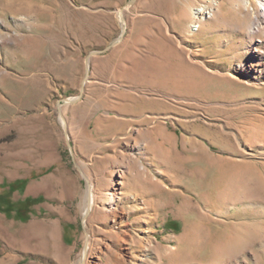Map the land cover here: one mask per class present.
Segmentation results:
<instances>
[{
  "label": "rangeland",
  "instance_id": "rangeland-1",
  "mask_svg": "<svg viewBox=\"0 0 264 264\" xmlns=\"http://www.w3.org/2000/svg\"><path fill=\"white\" fill-rule=\"evenodd\" d=\"M128 1L0 0V264H264L259 1Z\"/></svg>",
  "mask_w": 264,
  "mask_h": 264
},
{
  "label": "trees",
  "instance_id": "trees-1",
  "mask_svg": "<svg viewBox=\"0 0 264 264\" xmlns=\"http://www.w3.org/2000/svg\"><path fill=\"white\" fill-rule=\"evenodd\" d=\"M24 184L25 180H16L9 183L8 189L9 191H22ZM40 199L41 197L33 198L27 196L19 202H13L6 194L0 193V211L9 216L14 215V217L18 220L26 221L30 217L31 206Z\"/></svg>",
  "mask_w": 264,
  "mask_h": 264
},
{
  "label": "bare ground",
  "instance_id": "bare-ground-1",
  "mask_svg": "<svg viewBox=\"0 0 264 264\" xmlns=\"http://www.w3.org/2000/svg\"><path fill=\"white\" fill-rule=\"evenodd\" d=\"M258 1H259V6L258 7L256 6L254 10H252L251 12H248V16L250 18L251 24H253L252 26H250L251 35H255L259 31H264V0H258ZM254 51H258V49L255 48ZM253 62L254 61H252L251 65H253ZM89 183H90V180H89ZM91 185L92 184L90 183V189L87 194L88 195L87 209L89 208L91 204H93Z\"/></svg>",
  "mask_w": 264,
  "mask_h": 264
},
{
  "label": "water",
  "instance_id": "water-1",
  "mask_svg": "<svg viewBox=\"0 0 264 264\" xmlns=\"http://www.w3.org/2000/svg\"><path fill=\"white\" fill-rule=\"evenodd\" d=\"M132 0H129V2H131ZM124 30V24H122V32ZM120 38H118L117 40L113 41L112 43H110L108 46H106L105 48L101 49V50H92L90 51L89 53H87L86 57H85V63H86V74H85V77H84V80L82 82V85H81V91L83 90V87H84V81L85 79L87 78L88 76V73H89V60L91 58V56L95 55V54H98V53H101L103 51H105L106 49H108L111 45L115 44Z\"/></svg>",
  "mask_w": 264,
  "mask_h": 264
}]
</instances>
